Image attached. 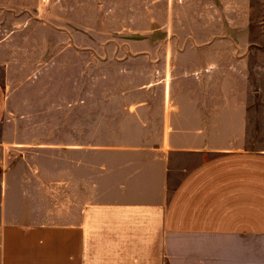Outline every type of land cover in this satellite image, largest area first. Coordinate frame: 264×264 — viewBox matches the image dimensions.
Instances as JSON below:
<instances>
[{
    "label": "crops",
    "instance_id": "1",
    "mask_svg": "<svg viewBox=\"0 0 264 264\" xmlns=\"http://www.w3.org/2000/svg\"><path fill=\"white\" fill-rule=\"evenodd\" d=\"M222 1L199 33L166 37L158 115L129 112L162 130L75 132L63 163L51 147L0 159V264H264L258 53L249 4Z\"/></svg>",
    "mask_w": 264,
    "mask_h": 264
},
{
    "label": "rangeland",
    "instance_id": "2",
    "mask_svg": "<svg viewBox=\"0 0 264 264\" xmlns=\"http://www.w3.org/2000/svg\"><path fill=\"white\" fill-rule=\"evenodd\" d=\"M226 1L249 4L258 53L253 113L264 128V0ZM217 2L223 1L0 0V159L12 167L24 148L30 161H43L48 151L33 149L51 147L63 163L75 132L107 144L114 140L98 133L162 130L129 112L148 100L158 115L170 81L161 73V51L174 45L166 37L199 33V20L220 17L210 8Z\"/></svg>",
    "mask_w": 264,
    "mask_h": 264
}]
</instances>
